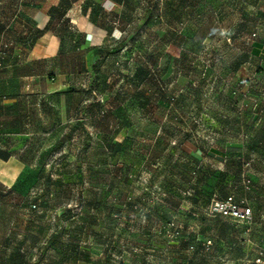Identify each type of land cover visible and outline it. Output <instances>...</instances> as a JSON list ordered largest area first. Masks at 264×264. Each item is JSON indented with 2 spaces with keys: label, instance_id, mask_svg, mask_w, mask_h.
<instances>
[{
  "label": "rangeland",
  "instance_id": "1",
  "mask_svg": "<svg viewBox=\"0 0 264 264\" xmlns=\"http://www.w3.org/2000/svg\"><path fill=\"white\" fill-rule=\"evenodd\" d=\"M258 1H138L124 39L72 84L69 123L30 141L24 172L0 184V264H264V219L212 211L230 194L252 196L237 157L248 142L208 120L230 99L258 100L245 70L229 82L260 27ZM189 138L226 153L227 173L216 177L212 160L198 170L182 151Z\"/></svg>",
  "mask_w": 264,
  "mask_h": 264
},
{
  "label": "crops",
  "instance_id": "2",
  "mask_svg": "<svg viewBox=\"0 0 264 264\" xmlns=\"http://www.w3.org/2000/svg\"><path fill=\"white\" fill-rule=\"evenodd\" d=\"M138 1L0 0V45H11L0 68V184L11 187L24 172L22 156L30 141L49 137L69 123L80 96L71 90L72 84L103 55L100 46L124 39L127 22L140 7ZM256 6L260 22L258 37L250 36L244 53L230 66L229 82H236L245 70L246 79L251 78L252 95L257 92L253 97L258 98V106L251 100L244 104L230 99L223 104L228 113L205 115L208 120L230 126L236 136L248 142L237 157L244 159V172L254 184L252 196L246 199L254 221L259 217L264 219V191L258 196L261 210L254 203L259 199L254 197L256 190H264V0H259ZM90 27L96 31H88ZM101 31L105 34L103 41ZM182 151L198 160V170L203 162L212 160L219 164H210L216 169V177L227 173L224 170L227 155L217 147L208 150L189 138L182 143ZM198 176L195 191L207 182L206 177ZM227 181L229 188L238 184L237 179ZM260 254L264 255V244Z\"/></svg>",
  "mask_w": 264,
  "mask_h": 264
},
{
  "label": "built area",
  "instance_id": "3",
  "mask_svg": "<svg viewBox=\"0 0 264 264\" xmlns=\"http://www.w3.org/2000/svg\"><path fill=\"white\" fill-rule=\"evenodd\" d=\"M264 36V32L262 33ZM258 37V33L254 32L251 36L252 39ZM11 49V45L3 44L0 45V68L3 65V60L8 56ZM21 57V55H18ZM255 106H258V100L254 101ZM251 181L249 178L246 180V189L250 190ZM212 211L215 215L222 216L229 220H233L238 223L250 224L253 222V211L246 205L245 201L237 202L233 196L228 197L226 200L215 201L212 206Z\"/></svg>",
  "mask_w": 264,
  "mask_h": 264
},
{
  "label": "trees",
  "instance_id": "4",
  "mask_svg": "<svg viewBox=\"0 0 264 264\" xmlns=\"http://www.w3.org/2000/svg\"><path fill=\"white\" fill-rule=\"evenodd\" d=\"M46 29H47V28H46ZM46 29L41 30V31H45ZM109 43H110V42H109ZM109 43L106 42V43H104L102 46H100L99 48H101L103 51H105V49H106V47L109 45ZM234 93H236V92H234ZM248 178H249L250 181H251V188H250L249 191H252L254 184H253V181H252L251 177H248ZM230 196H233L237 202H241V201H245V202H246V200H239V199H237L236 196H234V195H230ZM230 196L228 195L227 197H225V198L222 199L221 201L226 200V199H227L228 197H230ZM246 205H247V203H246ZM248 207H249V206H248ZM217 216L220 217V218H224V217L219 216V215H217ZM224 219H227V218H224ZM228 220H229V219H228ZM253 221H254V218H253Z\"/></svg>",
  "mask_w": 264,
  "mask_h": 264
}]
</instances>
